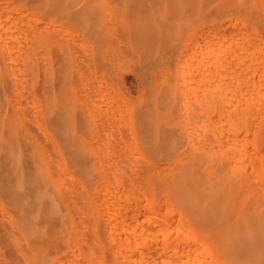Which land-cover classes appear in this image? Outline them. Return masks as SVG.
Segmentation results:
<instances>
[{"label": "bare ground", "instance_id": "obj_1", "mask_svg": "<svg viewBox=\"0 0 264 264\" xmlns=\"http://www.w3.org/2000/svg\"><path fill=\"white\" fill-rule=\"evenodd\" d=\"M1 1L3 2V0H1ZM5 1L6 0H4V3H3L4 5L10 4L9 2L7 3ZM31 1H32V4L34 5L35 9L33 10L32 14L28 15L27 17L31 16L30 19L33 21V23H32L33 25L31 24L30 19L25 17V13H26V15L29 13L22 11V12H24L23 20H26V24H27V22L28 23L30 22L29 24L32 25V32L28 31V33H27L28 35H30L32 33L31 49L33 47V52L30 53V59H32L34 57V59H36V62H37L36 65H38V63L40 62L39 65L41 64L42 71L46 72V70H47L49 72V70L52 69V68H49V66H48V63H49L48 62L49 61L48 55L50 54V49H52L51 48L52 45L49 43L51 41L59 40V38H61V37H59V36H61L60 34L58 36L59 32L67 33L66 31H63L62 29H60V27L65 28V25H63L62 23L60 24L59 22H56V21L50 19V16L52 14H54V12L64 11L67 8V6H65L64 3H62V0H31ZM92 1L94 3H96L97 9H101L105 13L108 10H111L110 12H113L114 10H116V13L118 11L121 13H125L126 11L132 12V11L136 10V12L140 13L138 10H144L146 7L154 9V8L161 6V13H167V16H168V12H170V13L173 12L175 17L180 18V17H183V15H194V14L198 13V11H201V12L206 11V16H208V17L213 16V20H214V21H211V23H208L205 27L208 30L206 36L209 37V39H207V41L210 40V38L215 39L217 37L216 36L214 38L212 36L213 35L212 33H214V35H215L216 34L215 32H218L217 35H219V33H221L219 31H222V33H223L226 31L225 29L230 26V24H228V23L226 24V22L224 20H222L223 18H221V15L223 14L222 6L217 5L215 9H212L209 7V4H211V0H92ZM2 2H0V4H2ZM98 2H101L103 4L98 5ZM139 4H142V6L138 7ZM173 4H175V8L172 7ZM4 5L3 6L0 5L1 6V10H0L1 15L4 14L3 13L5 11L4 8L6 7V9H7V7H9L7 5H5V6ZM73 6L75 7V5H73ZM11 7L16 8V7H14V4ZM17 8L19 9L18 6H17ZM83 8H85V6L81 4L80 8L76 7L75 9H73V11L70 12V14H68V15L64 14L63 18L64 17H72V16L77 15L79 12L78 10L80 9V13H79L80 16L86 15V19L80 21V23H84V22H86L88 15H90L89 13L95 9L83 10ZM11 10L12 9H8L7 11H5V14L6 15H7V13H9V14L12 13L13 15L17 14L18 16H16V15L15 16L18 17V19L19 18L22 19L21 15L18 14L17 9H15V10H17L16 11L17 13L15 12V14L13 12L14 9H13V11H11ZM171 10H173V11H171ZM223 10L225 11V9H223ZM156 14L157 13H155V15ZM6 15H4V16H6ZM11 15H8L7 17H9ZM112 16L113 15H111V17ZM236 16L234 18L235 22H230V20L227 21V22L231 23V26H230L231 28H229V29L231 31H235L232 33L233 36L239 32L241 34V36L243 35L241 37V38H243V37H245V35H246L245 33L247 31H243V29L237 27L236 24L238 23L237 22L238 17H236ZM140 17H142V16H140ZM0 18H1V16H0ZM254 18L257 19V17H254ZM1 19H0V22L3 20L6 22L5 19H7V18L4 17ZM11 19H8V20H11L12 25L15 24V26H14L15 28H13V26H11V24L8 25V23L2 22L3 24L8 25V26L5 25L6 28L4 27L5 29H2L3 25L1 26V24H0V28L2 30V35H3L4 30H7V32H9V30L11 29L9 27L11 26L12 29L9 32L11 34V36L8 33L9 37H12V36L14 37L15 35L18 36L17 34H19V36L15 37L18 39H12L14 41H12L10 39V41H8V42H11L13 44V46H14V44L19 45V43H21V42L23 44L24 43L23 41L20 40V42H19L20 35L22 36L27 31L21 29L23 34L19 31L17 32V30L20 29L19 27H21L18 24V22L21 23L22 21H20L21 19H19V21L17 20L18 21L17 22V21H13L15 19H13V18H11ZM109 19H112L111 21L114 20L113 17L109 18ZM94 20L95 19L93 17H91V18L89 17L88 22L90 23V25L85 29L86 33H89L91 30H95L96 24H95ZM260 20L259 19H258V21L255 20V21H257L256 22L257 26L255 25V27L252 28L253 31L251 30L250 33L256 34V32L260 28V26L264 25L261 23ZM115 21H117V20H115ZM109 23H110V21H109ZM232 23H236V24L232 25ZM239 23H240V21H239ZM29 24L25 25V23H24L23 25L22 24L21 25L27 26L26 27L27 30H30ZM241 24L242 23H240L238 25H241ZM16 25H19V26H16ZM179 25H181V23H179ZM109 26H110V24H109ZM16 27H18L19 29L18 28L16 29ZM201 27H199L200 29L198 28V31L201 30ZM7 28H9V30ZM255 28H258V29H255ZM13 29H15V30H13ZM260 29L264 31V29H262V28H260ZM223 30H225V31H223ZM12 31L17 32V34H14V32H13V34H14L13 35L11 33ZM24 31H25V33H24ZM7 32H5V34ZM153 32H155V31H153ZM193 32H191V33H193ZM200 32H195L194 35H197L196 33L200 34ZM228 32H230V31H228ZM69 33L70 32H68V34ZM230 33H228V36L231 37L232 34L230 35ZM261 33H263V32H261ZM72 35L76 36L77 34L74 33ZM146 35H148V34H146ZM203 35L205 36V30L202 31V34H200L198 36L199 38L197 36H195L194 38L190 35L189 36H190V39L191 38L194 39V40L192 39V41L196 42L194 44H197V42H199L200 39H201V41L206 40L203 38ZM69 36H71V35L69 34ZM94 36H95L94 37V39H95L97 36H96V34ZM149 36H147V37H149ZM223 36H224V34H223ZM6 37H5V39L8 40L9 38H6ZM246 37H247V35H246ZM246 37L244 39H246ZM250 37L248 39H250ZM26 38H27V35L25 34V37H24V39L22 38V40H25ZM116 38L117 39L115 40V42L117 40H119L117 42L123 41V40H121L122 38L121 39H119V37H116ZM195 38H197L199 40H197V39L195 40ZM217 38H218V39H216L217 41L212 40L213 43L209 42V41L208 42L207 41H204V42L200 41L201 44H199V43L197 44V46L199 45V47H202L200 45H203L206 42L210 43V45H207L208 47L205 46V48L208 49L207 54L211 52L212 55L208 54L209 56H206V54H205L206 51L201 50V49H200L199 53H204L203 55H205L206 57L211 58V59H212V56H214L213 59L209 63H211L215 68L218 67V65H217L218 63H216L217 62L216 59H218V60L222 59L221 58L222 56L220 58H216V56L219 55L216 52H217V50H220L218 47H216V45L218 46L217 42L219 41L220 43H223L224 38L226 41L225 36L223 39H222V36H221V38H219V37H217ZM70 39H71V37H70ZM74 39H75L74 40V44H75L76 39H79V35H78V38L76 36V38H74ZM81 39L87 41L83 36H82V38H80V41H82ZM113 39H115V38L113 37ZM162 39H163V37H162ZM238 39L240 40V38H238ZM238 39H236V40H238ZM248 39L245 41L248 42ZM15 40H18V42L15 43L16 42ZM29 40L25 41V43L23 44L24 46L22 44H20L21 46H19V47L23 46V47H26V49H29L28 53L30 51H32L29 47L25 46V44ZM65 40H66V38L64 39V41ZM253 40L255 42H253ZM1 41H3V40H0V42ZM161 41H163V40H161ZM192 41H190V42H192ZM249 41L250 42L246 43V42H243V39H242V42L245 44H243L240 40L241 44L239 42H237L239 44H236V46L230 44L231 42L230 43L228 42L229 44L226 46L228 49L231 48V51L233 53H236V55H237V53L239 52L238 49H240V47H242V45H246L245 47H247V48L250 45H252L249 48V49H251V47L253 48L251 50V52L254 53V51H256V53H258L257 49L254 50L256 48V46H258V45L255 46V44H257V43L262 44V45L264 44V38L259 36V35L257 37H255V36L252 37V40L250 39ZM256 41H257V43H256ZM8 42L7 43L4 41L1 42L0 47L2 45H5V44L7 47H9ZM58 42H60V40ZM124 42H122V44ZM2 43H5V44H2ZM85 43H86L87 47H90L89 45H87V42H85ZM169 43H170V38L167 37L166 40H164V42H163L164 47H166L165 45H168ZM28 44H30V41ZM80 44H81V42L78 41V45H80ZM82 44H84V42ZM262 45H259V46H261V48L263 49L264 47ZM75 46H77V45H75ZM226 46L224 48H226ZM2 47H4V46H2ZM7 47H5V48H7ZM164 47L162 48V51L165 50ZM203 47H204V45H203ZM39 48H41V49H39ZM209 48L211 50H209ZM227 48H226V50H228ZM19 49L20 48H18V51H16L17 50L16 49L15 52L19 53L21 51V50L19 51ZM38 49L40 50V52H35V51H38ZM81 49H83V48H81ZM120 49L122 50V48H120ZM236 49H237V52H235ZM262 49H260V50H262ZM8 50H10V49L9 48L6 50L4 49V51H5L4 53H7ZM72 50H73V48H72ZM137 50H138V48H137ZM222 50H225V49H222ZM245 50H246V48L244 49V51ZM2 51H3V49H2ZM88 51L85 52V50H84L85 54ZM201 51H203V52H201ZM26 52H27V50H26ZM95 52H96V50H95ZM98 52H100V51H98ZM105 52H107V51H105ZM181 52H183V54H184V51H181ZM212 52H214V53H212ZM222 52H224V51H222ZM225 52H224L225 55L230 54V53L226 54ZM251 52H250V54H251ZM163 53H165V52H163ZM195 53L197 54L198 52H196V51L193 52L194 56H195ZM233 53H231V54H233ZM242 53H240V55ZM256 53H254V54L256 55ZM259 53H260V51H259ZM263 53H264V51H263ZM8 54L9 55L7 56V58H10L11 52H8ZM20 54L21 53H19V55L17 54L18 57H20ZM213 54H215V55H213ZM23 55H21L23 58L25 56H26V58H29L28 57L29 54L26 55V53H25ZM31 55H33V56L31 57ZM89 55H87V56L89 57ZM122 55H125V54H122ZM220 55H222V53H220ZM258 55L259 54H257L255 56V59L259 58V57H257ZM11 56H13V54ZM54 56H56V55H53L52 57H54ZM185 56H186V54H185ZM246 56H247V54H246ZM251 56L250 55L248 56L249 60L254 58L253 56L252 57ZM0 57H2V56H0ZM5 57H6V55H5ZM18 57H17V60L19 61L21 58L18 59ZM121 57H123V56H121ZM171 57H173V56L171 55ZM243 57H240L241 61H242ZM7 58H6V61L8 62L7 64H9V62H11V61H13L15 64V61H16V64H15L16 68L17 69L22 68L20 70H22V71L24 70L23 75L26 73V71L31 72L30 71L31 70L30 65H29V70H25L26 66L20 67V65H18V67H19L18 68L17 67V64H18L17 60H12L13 59L12 57H11L12 59L7 60ZM23 58H22V60L25 62V64L23 63V61L21 62L22 64H24V65L30 64V62L27 63L29 60H26ZM89 58H91V57H89ZM163 58L167 59L165 57H163ZM214 58H216V59H214ZM223 58L226 59L227 57H223ZM236 58H238V57H236ZM260 58H262V57H260ZM260 58H259V61H260ZM193 59L194 58L192 57L191 60H193ZM203 59H206L205 60L206 62L208 61L207 58L203 57ZM263 59H264V57H263ZM89 60H88V62H90ZM191 60H189V61H191ZM213 60H216V61L214 62ZM230 60H232V59H230ZM76 61H79V60H76ZM183 61H185V60L183 59ZM198 61H197V63H198ZM200 61H202V60H200ZM220 61H222V60H220ZM243 61H244V59H243ZM1 62H3V61H1ZM4 62H5V58H4ZM85 62H87V61H85ZM148 62H150V61H148ZM248 62H250V61H248ZM185 63H186V64H184L185 67H183L182 65L176 66L177 67L176 70H178V74L179 75L181 74V76H180L181 81L180 82L182 83L183 86H187V85H189L195 81V83L197 82L198 85H196V86H198V87L194 88L193 92H189L190 89L188 87H187L188 91H186L184 89L182 90L183 86L181 85V87H180L179 81L177 84L176 80L169 75L167 68H162L160 70L158 69V72L155 75L154 86H157L160 84L161 86H163L165 88V91L162 92V94H160V91L156 90L155 88L150 90L149 99L151 102V106H150L149 110H147L148 107L146 109L141 107L140 111H138V117H137V118H139V123L144 126V127H142L141 131H142V138H143V141L146 143L145 146H146L147 150L154 152V154H155L154 156H157L156 154H158V153H156V152L162 151L163 157L168 156V157L172 158L173 162L175 161V163L172 165H170V164L153 165V164H151L152 162L151 163H150V161L147 162V160L145 158H143L146 161H144V163L141 164V167H144L145 165H147V168H148L149 165H153L152 171L148 170L147 172L143 173V172H141V168L139 169L140 166H138L137 169H136V167H137L136 166L132 170V168L134 167V166H132L133 164L132 163H130V164L126 163L128 158H132V156H130L132 154L129 155L128 154L129 152L127 149L124 148L125 151L127 150L128 153L123 151L124 149H121L122 150L121 156L125 155V154L126 155L128 154L127 156H130L128 158L123 157V158H126V161L123 158L121 159V156L119 154L120 151L116 152V153H118L117 154L118 157L120 156L119 158L116 157L117 160L120 159L119 162L121 160H122V162L125 161L124 167H126V169H124L122 167L123 164H122V166L120 164V167H122V169L126 170L127 172H128V170L130 171V169H131L130 172H132L131 174H130V172H128L129 175H127L126 178L124 179V181L127 179V182L126 181H125L126 183L124 182L126 185V186L125 185L124 186L126 187L127 190L122 191L123 193L127 192V195H129V197L127 199L128 200V206L127 205L124 206L126 204L125 202L127 201V200H125V202L123 203L124 207H121V208H123L125 210V207H126V210H127V207H129V210L127 211L128 213H127L126 217L124 215H122L121 212H120L121 214H118L117 212L119 210L117 211L116 209H115V213L113 212L114 214L109 215L107 217L103 216L104 214H107V213H104V210H107V208H106L107 205L112 204V202L107 204L105 201L106 206L104 208H106V209H103L104 214L102 216H103L104 220L106 218H108V219L103 221L104 222V231L101 234V237L97 234L96 230H94L97 227L98 220L92 219V217H93L92 207L94 205H93L92 201L89 199L85 184L80 180L77 181L75 177L63 172L64 170H62L61 162H59L60 165L58 163H56V165L58 164V166H59L58 169L60 168V171L62 173L57 172L55 170H48V171L46 170L45 171V170L41 169V166H38V168L34 167L32 159H25V160L19 162V157H21V154L19 152L14 156L7 155L6 158L1 159L0 176H2V179L0 180V204L2 205V202L5 201L7 203L8 209L4 208L3 206H0V264H151V260H152L151 258L155 259V258L162 257V256L166 257V255H167V258H171V259H173L172 257L176 256L175 258L177 260L176 261L174 258L173 260L170 261V263L167 261L168 264H227L228 259H230V258L232 260H234V258L236 259V250H235V248L237 247L236 239H237L238 234H239L238 233L239 226L242 223L246 226L247 229H249L248 233L252 237L254 236L253 238L251 237L252 240L250 241L249 244L246 245L245 250L248 249L250 251V253H252V255H253V253L256 252V256H258L259 258L261 257L260 260H264V253L262 252L263 250L261 249L262 247H264V230H262L264 227V102H263V100H258L259 96L257 94V92H260L261 90L260 91L257 90L256 93H253V91H252L253 94L249 93L250 94L249 97H251L250 99L253 100V101L251 100L252 102H250V103L247 102L245 105H241V103H239L241 99L239 101H237L238 103H235V102L230 103L227 101V99L230 98V96L228 95L229 97L227 98L225 96V94L227 92H223V91H224V89L228 90L229 89L228 87H231V86H227V88H224L226 85H225V83H223V85H225V86H223V88H219V86L221 85L220 81L223 78L225 79V76L227 74V73H225L226 72L225 68H220L222 71H219V68H218V70L216 69L215 71H213V70H210V68L212 66L211 67L207 66L206 67L207 69L210 67L208 69L209 74H207L206 68H203V69L201 68V71L205 70V69L206 70L200 74H197V75L196 74L193 75L191 73L193 76L191 75L190 80L188 82H185L183 80L185 79V72L188 70L186 68L189 65H191L190 62L187 63L185 61ZM201 63H203V62H201ZM215 63H216V65H214ZM230 63H232V62H230ZM242 63H240V64H242ZM260 63L262 64V61ZM4 64H6V63H4ZM57 64H55V65H57ZM80 64H81V62H80ZM103 64H105V63H103ZM219 64L221 65V62H219ZM237 64H238L237 66L239 67V63H237ZM250 64L253 65V60L251 63H249V65ZM257 64H259V63H257ZM9 65L11 66V64H9ZM9 65H6V66L9 67ZM49 65H50V63H49ZM60 65H61V63L58 64L57 67L58 66L60 67ZM88 65H89V63H88ZM47 66H48V68H47ZM86 66H87V64H86ZM90 66H91V62H90ZM107 66H108V64H107ZM196 66H198V65H196ZM14 67H13V69H14ZM192 67H194V69H196L195 66H192ZM198 67L200 68V66H198ZM214 67H212V68H214ZM233 67H234V69H232L231 71L237 72L238 67L236 68V64L233 65ZM247 67L248 66H246V68ZM9 68H7V69L10 72L13 71V70H10L11 68L10 69ZM199 68H198V70H196L197 72L198 71L200 72ZM263 68H264V65H263ZM17 69H16V71L18 73ZM62 70H63V68H62ZM108 70L109 69L107 68V71ZM250 70H252V69H250ZM257 70H259V69H257ZM152 71H153V69H152ZM191 71H193V68L191 69ZM14 72H15V70H14ZM14 72H13V74H14ZM48 72L44 73L45 77H46L45 74L50 75ZM235 72H233V74L231 73L230 76L231 75L233 76L235 74ZM246 72H247V70H246ZM34 73H36L35 68H34ZM59 73H60V70H59ZM238 73H239V71L237 72V75L239 76ZM262 73L264 74V71ZM13 74H11V75H13ZM89 74H90V72H89ZM39 75L41 76V73ZM84 75H86V74H84ZM207 75H211L210 76L211 78H207L209 80H206V81H208L207 83L210 82V85L207 84V87H205V85H202V83H204V84L206 83V81H205L206 77H204V76H207ZM16 76H11V78L12 77L16 78ZM20 76H21V74H20ZM27 76L30 77L31 75L30 74L24 75L23 80L21 78H19V76H17L19 78V79L17 78V80H19V82H20V80H22L23 84H24V81L27 80ZM222 76H223V78H222ZM261 76H263V75H261ZM25 77H26V79H25ZM89 77L92 78L91 76H89ZM14 78H12L13 81H14ZM31 78H32V76H31ZM215 78L217 81L212 82L213 85H211V81L214 80ZM230 78H232V77H230ZM260 78H257V79H260L257 81H261L263 84L264 79L262 80V77H260ZM86 79H87V77H86ZM57 80H59V79H57ZM57 80H55V81H57ZM99 80H102V78ZM235 80H238V79H235ZM29 81H30V79H29ZM102 81L104 82V80H102ZM242 81L243 80H241L239 82H242ZM6 82H10V81H6ZM222 82L223 81H221V83ZM252 82H253V80H252ZM13 83H15V82H13ZM25 83H27V81ZM45 83H47V82H45ZM216 83H218L219 86H217ZM226 83H228V81H226ZM255 83L256 82L254 81L253 84H255ZM28 84H30V82H28ZM108 84H111V86L109 85L108 88L113 87L112 86L113 84L110 83V81L108 82ZM215 84L217 87L215 86ZM15 85H16V83H15ZM15 85L13 84L14 87H16ZM100 85H102V83ZM105 85H103L102 88ZM227 85H229V84H227ZM230 85H231V83H230ZM257 85L258 84H256V86ZM50 86H51V84H50ZM201 86H203V88H201ZM210 86H212V88ZM261 86L262 85L260 83L259 88ZM97 87H99V86L97 85ZM193 87H194V85H193ZM233 87H235V86H232V88ZM237 87H239V86H237ZM253 87L255 88V85H253ZM254 88H253V90H254ZM263 88H264V84H263ZM16 89H17V87H16ZM23 89H17V90H23ZM106 89H107V87H106ZM217 89L219 91L223 89L222 92L224 94H222V96H219L218 100L220 102L221 98H223L224 102H221V103H222L224 110H223V112H220L221 115H219V117L216 116V117H218V120L216 117H215L216 118V120H215V119H212L211 117H209V115L206 117L204 115V112L207 109H209V112H210V110L212 109V108H210V106H209V108H207L206 106L208 105V102H209L208 100H213L214 98H216L219 95V93H214L215 95L217 94L216 96L214 94H212V91L214 92ZM237 89L238 88H236V90ZM45 90H48V89L46 88ZM198 90H199V92H198ZM24 91H26V89H24L23 91H20V92H22V94H23ZM17 92H16V95L18 94ZM35 93H36V91H35ZM79 93H81V92H79ZM89 93H90V91H89ZM105 93H106V91H105ZM231 93H232V95L234 93V92H232V89H231ZM27 94H26V96L30 97V94L29 93H27ZM40 94H41V92H40V90H38L36 93L35 100L33 98L30 100L34 105H35V103H37V105H38L37 97L40 98ZM90 94L93 95V93H90ZM102 94H104V92H102ZM110 94H111V92H110ZM245 94H246V92H245ZM0 95H2L1 92H0ZM45 95H47V93ZM87 95H88V92H87ZM236 95L237 94H234L233 99L235 98ZM259 95H261V94H259ZM33 96H35V94ZM90 96H89V100L92 99V98H90ZM81 97L82 96H80V98ZM102 97H104V95ZM102 97L98 96L97 98L101 99ZM2 98H3V96H2ZM105 98H107V97H105ZM113 98L114 97H112V99ZM161 98H164V101L166 100L165 105H166L167 110H168L166 112L160 111V104L158 103V100ZM21 99H20V101L18 100L20 102V104L23 103V101L21 102ZM23 99H25V98H23ZM108 99L112 100L111 98H108ZM9 100H11V99H9ZM93 100H94V98L92 99V101ZM124 100L125 99H123L122 101H124ZM231 100H232V96H231ZM243 100H245V99H243ZM41 101H42V99H41ZM92 101L90 100L89 102L92 103ZM25 102H28V101L26 100ZM81 102H83V101H81ZM216 102L217 101L215 100V103ZM123 103H127V102L124 101ZM130 103H129L128 108L126 107L127 109H129V107L131 105ZM23 104H22L23 106H26L25 103H23ZM92 104H94V103H92ZM120 104H121V102L118 104L117 108H121ZM34 105H32V107L38 109L37 107H35L37 105H35V106ZM85 105H86V103H85ZM111 105L112 104H110L109 106H111ZM23 106H20V107H23ZM98 106H99V104H98ZM250 106H251V108H250ZM16 107H18V105ZM16 107H14V109H16ZM131 107H133V106H131ZM93 108H95V106H93ZM111 108H114V107H111ZM91 109L92 108H90V111H91ZM219 109H221V108H219ZM251 109L252 110L254 109L253 110L254 114L251 113V111H250ZM24 110H26V108L23 109L22 111L24 112ZM118 110H119V112L122 113V111L124 109L123 110L117 109V113H118ZM129 110H127V111L129 112ZM213 110H211V113ZM102 111H104V110H102ZM110 112H112L111 117L113 116V121L111 118L108 119L109 117L107 118L106 117L107 115H106L105 119L107 118L106 119L107 121L110 120L109 122H111V123L113 122L115 124L118 121V119L120 120V122L124 120L123 118H122L123 120L120 119V117L122 115H119V118H117V116H116V118L114 117L113 112H116V110H114V111L112 110ZM58 113L60 114L61 112H58ZM174 113H175V115H174ZM211 113H210V115H211ZM104 114L105 113H103V115ZM25 115H28V114L25 113ZM123 115H124V113H123ZM40 116H42V115H40ZM32 117L34 119H36L35 114ZM60 117H61V115H60ZM128 117H130V116H128ZM33 118L30 117V119H33ZM39 118H41V117H39ZM55 118H56V116H55ZM99 118H100V116H99ZM116 119H117V121L114 122V120H116ZM40 120H42V119H40ZM56 120H57V118H56ZM131 120H133V119L131 118ZM13 121H14V119H13ZM124 121L126 122V124H129L127 119H125ZM136 121H137V119H136ZM160 121H163L164 123L168 122L171 124H175L177 126L176 130H179L180 132L178 131L176 136H174L173 134L175 133L174 132L175 128L173 129V128L169 127L167 129H165L167 127L166 126L164 128L165 129L164 130L160 126L161 125ZM51 122H53V121H51ZM114 124L110 125L112 127V128L110 127L111 128L110 131L112 132V130H113V132H117L119 130L115 134V135H117L121 132L120 130H122V129H118V130L116 129V131H115V129H113L114 128L113 126H115ZM119 124H118V126H119V128H121L123 125L120 126ZM121 124H123V123H121ZM168 126H169V124H168ZM57 127H59V126L58 125L55 126V128H57ZM35 128H37V127H35ZM12 129H14V128L11 127L9 129V132H13ZM39 129H42V128H39ZM110 131H106V132H110ZM23 132H25V134H24L25 137L22 138V140H23L22 145L24 146L25 144H27V146H29L30 143L32 144L34 137H35L33 126H30L27 129H23ZM113 132H112V134H113ZM64 133H66V132H64ZM10 134L12 136V133H10ZM130 134H132V133L130 132ZM122 135H123V133H122ZM122 135L120 137H118V140L116 139L119 143H121L124 140V139H121V137H124ZM44 136H45V133H44ZM66 136H67V134L65 135V137ZM96 136L97 135H95V137ZM110 136L108 135V137H110ZM130 136L131 135H129V138H130ZM111 138H109V140H112ZM129 138H127V139H129ZM44 139H45V137H44ZM119 139L121 141H119ZM131 139H133L132 136H131ZM94 140H93V142H94ZM109 140H106V141H109ZM133 140H131V141H133ZM8 141H9V139H8ZM115 141L112 142L113 145H114ZM127 141H128V145L132 144V142H130V140H127ZM97 142L99 143L100 141H97ZM97 142L95 145H99V144H97ZM125 142L126 141H123L120 145H122ZM1 143H2L3 147L6 145V141H4L3 139L1 140ZM55 143H57V142H55ZM109 143H111V142H109ZM43 144H45V143H43ZM58 144H60V143H58ZM125 144L123 145L124 147L126 146ZM183 144H185L186 150H182ZM21 146H19V148ZM100 146H101V143H100ZM133 146H132V148H133ZM42 147L43 146H41V148ZM45 147L43 148V150H45ZM55 147L56 146H54V148ZM99 147L97 146V148H99ZM106 147H109V146H106ZM117 147H119V145ZM129 147H131V146H129ZM54 148H50V149H52L53 151L54 150L56 151V149H54ZM92 148H94V145ZM100 148L98 149V151L101 150ZM50 149L48 151H50ZM66 149L67 148H65V150ZM106 150L107 149H105V152H106ZM55 151L52 152L50 155L51 156L53 154L55 155ZM105 152H102V155ZM107 152H109V151L107 150ZM123 152H125V153H123ZM134 152H136V151H134ZM23 154H24V152H23ZM46 154L48 155L49 152H46ZM46 154H45V156H47ZM56 154L58 155V153H56ZM136 154L138 156L137 152H136ZM110 156H111V154H110ZM139 156H141V155H139ZM160 156H161V154H160ZM27 157H28V155L26 156V158ZM48 157H47V160H49V162H51L52 160H54V162H55L57 160L58 156L57 157L53 156L54 158L52 157L53 158L52 160L50 159L49 155H48ZM190 157H191V159H189ZM96 158H97V156H96ZM155 158H157V157H155ZM59 160H61V158ZM117 160L116 161L114 160L116 162L115 163L116 167L114 166L116 170H118L120 168V167L118 168L119 162L117 165ZM135 160L136 159H134V161ZM177 160L179 162L178 164H177ZM161 161H163V160H161ZM128 162H130V161L128 160ZM141 162H143V161H141ZM190 163H191V165H189ZM206 163H207V165L205 166V168L200 169ZM231 163H232V165H231ZM52 164H55V163L52 162ZM223 164H227V165L230 164L233 169L237 166L235 168V170L237 169L236 171H238V176L235 173L236 171L235 172L230 171V170H232V168H227L228 170L230 169L229 170L230 172L225 170L223 168ZM100 165H101V163H100ZM126 165H128V167H130V168L128 169V167ZM136 165H137V163H136ZM77 166H79V165L77 164ZM189 166H191V167H189ZM75 167H76V165H75ZM110 167H111V165H110ZM107 168H108V166H107ZM115 169L111 170V171H113L111 173L114 174V172H116ZM144 169H145V167H144ZM36 170H37V174L34 175L35 174L34 172H36ZM101 170H102V168H101ZM19 171L24 172L23 173L24 179L21 180L20 182L14 180V177L16 176V174ZM87 171H88V169H87ZM134 171H138V172H134ZM118 172H116L115 174L118 175L117 174ZM105 173L103 175H107L108 173L111 175L110 172H108L106 174ZM120 173L122 174V172H120ZM87 174H88V172H87ZM81 175H82V173H81ZM116 175H115V177H116ZM84 176H87V175L84 174ZM109 176H106V177H109ZM123 176L125 177V175H123ZM111 177H112V175L109 178L111 180H113ZM31 178H33V179H31ZM109 178L105 179V181L107 180V182H108ZM113 178H114V176H113ZM120 178H121V176L119 177V179ZM87 179H91V177L88 176ZM102 179H103V177H102ZM119 179L116 180V178H115L114 181H112V182H115V180H116L117 183L115 182L114 185L124 184L123 182L119 183V181H120ZM99 181H101V179H99ZM110 183L111 182H109V184ZM90 184H91V181H90ZM99 187H101V186H99ZM99 187H97V188L100 189ZM106 187L103 188V194L105 193L104 191L107 189ZM111 189H112V187H111ZM115 189L116 188H114V190ZM101 190H102V188H101ZM101 190L99 192H101ZM116 191H118V188L116 189ZM107 192H108V190H107ZM112 192H110V193H112ZM120 192L121 191H119V193ZM122 192L120 194V197L123 194ZM109 194L106 195V197L111 196ZM103 198L104 197L101 198L102 201H103ZM108 198H106L105 200H107ZM113 198H115L114 200L119 199V198L114 197V196H113ZM109 199H108V201H111V199L110 200ZM123 199H125V197ZM96 202H99V200L98 201L96 200ZM101 202H99L98 209H100V208L102 209L103 206L105 205V203L103 202L104 205L100 207ZM115 202H120V201H114L113 204H115ZM91 204L93 205L92 207H91ZM113 204H112V206L118 207V206H115L116 204L115 205H113ZM121 204H122V202H121ZM239 206L243 207L242 208L243 211L239 208ZM101 209H100V211H101ZM112 210H114V209H112ZM107 212L110 214L112 213V212H109L108 210H107ZM115 214L119 215V216H117V218L120 216H123L124 219L122 217H120V219L122 218L121 220H124V221H121V220L116 221V220H114V219H116L115 217H114V219L113 218L111 219L110 216L113 217ZM16 223L21 225L22 230H20L16 226ZM118 225H120V226L118 227ZM195 225L196 226L199 225L198 227L200 229V232H206L207 234L213 235L214 238L216 239L215 243L211 244L210 241H206L202 238H197L195 236L194 232L192 231V228H193L192 226H195ZM259 226H261V228H259ZM123 229L125 231L124 234L122 233ZM117 231L122 233L124 236L121 234L123 237H120V233ZM100 232H102V230ZM116 233L117 234L119 233L118 236ZM179 233H181L180 236H178ZM182 235H184V237H185L184 239L179 240V241H181V240L183 241V243L181 241L182 245L183 244L185 245L187 238L192 239V241L195 244V245L193 244L194 246L190 245L189 247L186 248V249H188L187 250L188 254L186 255L187 258H186L185 262L183 260L179 259L180 256L178 257V255L180 253L183 254L181 251H179L180 253L178 254V250H179L178 244L180 242H178V244H176L178 241L177 239H179ZM115 236L117 237V239H120L118 242V247H115V248H117V250L116 249L113 250V246H112L113 243L112 244L110 243L112 246V248L110 246L111 251H106L105 242L106 241H113ZM188 245L186 243V246H188ZM184 248L182 249V251L184 250ZM193 248L196 250V252L194 250L193 253L200 255V257L195 258V254L192 256V258L190 257L191 256L190 250H193ZM217 255H220L221 259H217L216 258ZM163 263H165V261Z\"/></svg>", "mask_w": 264, "mask_h": 264}, {"label": "rangeland", "instance_id": "obj_2", "mask_svg": "<svg viewBox=\"0 0 264 264\" xmlns=\"http://www.w3.org/2000/svg\"><path fill=\"white\" fill-rule=\"evenodd\" d=\"M12 1V2H11ZM20 1V2H19ZM23 1V2H22ZM0 2H2L1 0H0ZM5 2H9L10 4H5V5H7V6H9V7H7V9H6V7L4 8V10L5 11H7L8 9H12L11 11H13V9H14V14H15V12L18 10V14H20L21 15V17H22V19L21 18H19V19H21L20 21H22L21 23H19L18 21H19V19H18V17H16V16H18L17 14H15V15H13L12 13H7V15L5 14V11L3 12L4 14H0V16H1V18H4V17H6L7 19H5L6 20V22L3 20V21H1L0 22V24H1V26L3 25V27H2V29H5L6 28V26H8L9 24H11V26H13V28H15L14 26H15V24L14 25H12V22H11V18H13V19H15V20H13V21H17L18 22V24L21 26V27H16V29L18 28L19 30H17V32L19 31V32H21L22 33V30H25V31H27L26 33H25V31H24V33L27 35V38L25 39V40H22V38L24 39V37H25V34H23L22 36L20 35V39H19V42H20V40L21 41H23L24 43H25V41L26 40H29L30 41V44H28L29 43V41H27V43L25 44V46H27V47H29L30 49H31V45H32V42H31V39H32V33L30 34V35H28L27 33H28V31L29 32H32V23H33V21L30 19L31 18V16L30 17H27L28 15H31L32 14V12H33V10L35 9V7H34V5L32 4V1L31 0H6ZM237 2V3H236ZM4 0H3V2H2V4H0L1 6H3L4 4ZM28 3V4H27ZM62 3H64V5L65 6H67V8L64 10V11H57V12H54V14H52L51 16H50V19H52V20H54V21H56V22H59L60 24L62 23L63 25H65V28H61L60 26V29H62L63 31H66L67 33H64V32H59L58 33V36H59V34L61 35V36H59V37H61V38H59V40H60V42H58L59 40H54V41H51L49 44H51L52 46H51V48L52 49H50V54L48 55V58H49V63H50V65H49V63H48V66H49V68H52V69H50L49 70V72L46 70V72H48L50 75H47V74H45L46 75V77L44 76V73H46V72H43L42 71V66H41V64L39 65V63H38V65H36L37 64V62H36V59H34V57L32 58V59H30V53H32L33 52V47H32V51H30L29 53H28V50L29 49H26V47H23L24 45V43L22 44V42L21 43H19V45L18 44H14V46H13V44L11 43V42H8V41H10V39L12 40V39H18V38H15V37H18L19 36V34H17V32H15V31H12L11 33L13 34V32H14V34H17L18 36H12V37H9V32L11 31V29H12V27L10 26L9 28H11L10 30H9V28H7L8 30H9V32H7V30H4V32H3V35H2V30H1V28H0V40H3L4 42H8V46L9 47H7L6 46V44L5 43H2V44H5V45H2V46H4V47H0V56H2V57H0V92L2 93V95H0V162H1V159H3V158H6V156L7 155H10V156H14V155H16L18 152L21 154V157H19V162L20 161H23V160H25V159H32L33 160V165H34V167H37L38 168V166H41V169H43V170H55V171H57V172H61L60 171V168L58 169V164L60 165V163L59 162H61V167H62V170H64L63 172H65L66 174H69V175H71V176H73V177H75L76 178V180L78 181V180H80V181H82L84 184H85V187H86V191H87V194H88V196H89V199L92 201V203H93V205L91 204V207H92V214H93V217H92V219H97L98 220V224H97V227L94 229V230H96V232H97V234L101 237V234L103 233V231H104V222L103 221H105V220H107L108 218H106L105 220L103 219V216H109V215H112V214H114L115 213V209L118 211H116L118 214H121L122 213V215H124L125 217H126V215H127V211L129 210V207H127V210H126V207H125V210L123 209V208H121V207H124V206H128V197H129V195H127V192L126 193H123L122 191L124 190V191H126L127 189H126V185H125V183L127 182V179L124 181V179L126 178V176L127 175H129L128 174V172H130L131 171V169H130V171L128 170L130 167H128V165L130 164V163H132L131 165L132 166H134L133 168H132V170L136 167V169L138 168V166H140L139 167V169L141 168V172H147L148 170H151L152 171V169H153V165H157V164H170V165H172V164H174L175 163V161L173 162V159L172 158H170V157H168V156H166V157H163L162 155H163V153H162V151L161 152H156V153H158V154H156L157 156H154L155 154H154V152H151V151H149V150H147V148H146V143L143 141V138H142V127H144L143 125H141L140 123H139V118H137L138 117V111H140V109H141V107L142 108H147V110H149V108H150V106H151V102H150V99H149V93H150V90H152V89H156V90H158V91H160V94H162V92H164L165 91V88L163 87V86H161L160 84L159 85H157V86H154V84H155V75H156V73L158 72V69L160 70V69H162V68H167L168 69V72H169V75L172 77V78H174L175 80H176V82H177V84H178V81L180 82L181 80H180V76H181V74L179 75L178 74V70H176L177 69V67L176 66H178V65H182L183 67H185V65L184 64H186L185 63V61L187 62V63H189L190 62V64L191 65H189L186 69H188L186 72H185V79L183 80V81H185V82H188L189 80H190V78H191V75L193 74V75H197V74H200V73H202L203 71H205L207 68V66H212V67H214L211 63H209L212 59H213V57L214 56H212V59L211 58H208V57H206V56H209L208 54H211V52L210 53H208L207 54V48H205V46L206 47H208L207 45H210V43H207L208 41L209 42H212V40L213 41H215L216 39H218L217 37H219V38H221V36H222V39L224 38V36L226 37V41H225V38L223 39L224 41H223V43L225 44H223V43H220L219 41L217 42V44H218V46L216 45V47H218L220 50H217V52L216 53H218L217 55L218 56H216V58H220L221 56V58L222 59H216V58H214V59H216L217 60V62L216 63H218L217 65H218V67H214V68H210V70H213V71H215L216 69L218 70V68H219V71H222L220 68H225V73H227L226 74V76H225V79L223 78V76H222V80L221 81H223L222 83H221V81H220V84L222 85H220L219 86V84L218 83H216L217 84V86H219V88H223V86H225L224 88H227V86H231V87H228L229 89L227 90V89H224V91L223 92H227L226 94H225V96L228 98L229 96H230V98H228L227 99V101L228 102H232V103H238L237 101H239L240 99V102L239 103H241V105H245L247 102H252L253 100L252 99H250L251 97H249L250 96V94L252 93V91H253V93H256L257 92V90H261L260 92H257V94H258V96H259V99L258 100H263V102H264V88H263V84H262V82L261 81H257V80H260L261 78L260 77H262V80L264 79V74L262 73L263 71H264V68H263V65H264V59H263V57H264V53H263V51H264V48L262 49L261 48V46H259V45H262V44H258L257 43V41H256V43L257 44H255V46L256 45H258V46H256V48L254 49V50H256L257 49V52L258 53H256V51H254V53H256V55L257 54H259L257 57H262V58H260V61H259V58H256L255 59V54L253 53V52H251V50L253 49L252 47H251V49H249L250 48V46H252V45H250L248 48L247 47H245L246 45H242V47H240V49H238V51L240 52V53H242L243 51H244V49L246 48V50L240 55V53L238 52L237 53V55H236V53H233L232 51H231V48H227V46L226 45H228L230 42V44H232V45H234V46H236V44H241V42H242V39H243V42H246V43H248V42H250L249 40L251 39L252 40V37H257L258 35L259 36H261V37H263L264 38V31L263 30H261L260 28H262V29H264V25H261L260 26V28L258 29V28H255V29H258L257 30V32H256V34L255 33H250L251 32V30L253 31V27H255V25L257 26V21H258V19L261 21V23L262 24H264V0H211V4H209V7L210 8H212V9H215L216 8V6L217 5H220V6H222V8L223 9H225V11L222 9V11H223V14L221 15V18H223L222 20H224L225 22H226V24L228 23V24H230V26H231V23H229V22H227V21H229L230 20V22H235L234 20V18H235V16L236 17H238V20H237V24L236 23H232V25H237V27H239V28H241V29H243V31H247L245 34L247 35V37H246V35H245V37H246V39H244L245 37H243V38H241L242 36H241V34L238 32V33H236L234 36H233V32H235V31H231L229 28H231L230 26L229 27H227L225 30L227 31H225V30H223V31H225V32H223L222 33V31H219V32H221V33H219V35H217L218 34V32H215L216 34L214 35V33H212L213 35V37L215 38L216 36V38L215 39H213V38H210V40H208L207 41V39H209V37H207L206 36V34H207V29L205 28L206 27V25L208 24V23H211V21H214L213 20V16H206V11H204V12H201V11H198V13H196V14H194V15H183V17H180V18H178V17H175V15L173 14V12H168V16H167V13H161V6H159V7H157V8H154V9H152V8H145L144 10H138L140 13H138V12H136V10H134V11H132V12H125V13H121V12H117L116 13V10H114L113 12H110L111 10H108L106 13L104 12V11H102L101 9H97V7H96V3H94L92 0H62ZM13 4H14V7H16V8H13V7H11V6H13ZM81 4L82 5H84L85 6V8H83V10H91V9H95V10H92V12H90L89 14L90 15H88V18H87V20H86V22H84V23H80V21H82V20H85L86 19V15L85 16H80V9L78 10L79 12H78V14L77 15H75V16H72V17H64L63 18V15L64 14H70V12L71 11H73V9H75L76 7L78 8H80V6H81ZM93 4V5H92ZM103 3H101V2H98V5H102ZM4 5V6H5ZM73 5H75V7L73 6ZM236 5V6H235ZM1 6H0V10H1ZM17 6L19 7V9L17 8ZM93 6V7H92ZM142 6V4H139L138 5V7H141ZM74 7V8H73ZM172 7H174L175 8V4H173V6ZM3 8V7H2ZM15 9H17V10H15ZM21 10V11H20ZM97 10V11H96ZM243 10V11H242ZM22 11H24V12H28L29 14H27L26 15V13H25V17L26 18H29L30 19V21H31V24L32 25H30L28 22H27V24H29L30 25V27H29V29L31 30H27V26H22L24 23H25V25H27L26 24V20H23V16H24V12H22ZM171 11H173V10H171ZM227 11V12H226ZM256 11V12H255ZM10 12V11H9ZM22 12V13H21ZM100 12V13H99ZM253 12V13H252ZM258 12V13H257ZM17 13V12H16ZM155 13H157L156 15H155ZM260 13V14H259ZM12 14V15H11ZM108 14V15H107ZM259 14V15H258ZM4 15H6V16H4ZM8 15H11V16H9V17H7ZM111 15H113L112 17H113V21H111L112 19H109V18H112L111 17ZM142 16V17H140V16ZM254 15V16H253ZM4 16V17H3ZM109 16V17H108ZM260 16V17H259ZM24 17V18H25ZM81 17V18H80ZM89 17L91 18V17H93L95 20H94V22H95V24H96V26H95V30H91L89 33H86V31H85V29L90 25V23L88 22L89 21ZM248 17V18H247ZM254 17H257V19L256 18H254ZM0 18V19H1ZM25 18V19H26ZM75 18V19H74ZM108 18V19H107ZM247 18V19H246ZM251 18V19H250ZM8 19H11V20H8ZM254 21H253V20ZM2 20V19H1ZM74 20V21H73ZM115 20H117V21H115ZM164 20V21H163ZM232 20V21H231ZM248 20V21H247ZM255 20H257V21H255ZM11 23H10V22ZM109 21H110V23H109ZM239 21H240V23H242L241 25H238V24H240L239 23ZM8 23V25L7 24H3V23ZM207 22V23H206ZM253 22V23H252ZM168 23V24H167ZM179 23H181V25H179ZM17 24V23H16ZM22 24V25H21ZM71 24V25H70ZM109 24H110V26H109ZM112 24V25H111ZM6 25V26H5ZM19 25H16V26H19ZM147 25V26H146ZM165 25V26H164ZM260 25V24H259ZM202 26V27H201ZM5 27V28H4ZM23 27V28H22ZM25 27V28H24ZM82 27V28H81ZM182 27V28H181ZM199 27H201V30H199L198 31V28ZM22 29V30H21ZM196 29V30H195ZM200 29V28H199ZM205 30V36L203 35V38L204 39H206V40H204V41H207L205 44H203L204 45V47H203V45H200V46H202V47H199V45L197 46V44L199 43V44H201V42H204V41H201V39H200V41L199 42H197V44H194V43H196L195 41H192V39L195 37V36H199L200 34H202V31H204ZM229 29V30H228ZM13 30H15V29H13ZM21 30V31H20ZM69 30V31H68ZM152 30V31H151ZM260 30V31H259ZM146 31V32H145ZM153 31H155V32H153ZM194 31V32H193ZM201 31V32H200ZM228 31H230V32H228ZM242 31V32H243ZM5 32H7L6 34H5ZM68 32H70L69 34L71 35V36H69V34H68ZM116 32V33H115ZM144 34H143V33ZM152 32V33H151ZM191 32H193V33H191ZM195 32H200V34H198V33H196L197 35H194V33ZM255 32V31H254ZM261 32H263V33H261ZM9 33V34H8ZM77 34L76 36H77V38H78V35H79V39H76V41H75V44H74V38H76V36H73L72 34ZM84 33V34H83ZM228 33H230V35H231V37L230 36H228ZM248 33V34H247ZM13 34V35H14ZM96 34V38L94 39V35ZM146 34H148V35H146ZM221 34V35H220ZM223 34H224V36H223ZM251 34V35H250ZM65 35V36H64ZM150 35V36H149ZM192 36L193 38H191L190 39V36ZM239 35V36H238ZM254 35V36H253ZM6 38H9L8 40H6L5 39V37ZM10 36H11V34H10ZM31 38H30V37ZM82 36L87 40V41H85V40H82V41H80V38H82ZM121 36V37H120ZM123 36V37H122ZM129 38H128V37ZM147 36H149V37H147ZM211 36V37H212ZM251 36V37H250ZM29 37V38H28ZM70 37H71V39H70ZM91 37V38H90ZM113 37L115 38V39H113ZM116 37H119V39H121V40H123V41H121V42H117V41H119V40H117L116 42H115V40L117 39ZM146 37V38H145ZM162 37H163V39H162ZM167 37H169L170 38V43L168 44V45H165L166 47H164V45H163V42H164V40H166V38ZM236 37V38H235ZM250 37V39H248ZM66 38V40L64 41V39ZM165 38V39H164ZM199 38V37H198ZM231 38V39H230ZM234 38V39H233ZM238 38H240V40H241V42H240V40L238 39ZM5 39V40H4ZM62 39V40H61ZM73 39V40H72ZM110 41H109V40ZM190 39V40H189ZM197 38H195V40H196ZM236 39H238V40H236ZM248 39V42L247 41H245V40H247ZM255 39V38H254ZM72 40V41H71ZM79 42H81V46L80 45H78V41ZM161 40H163V41H161ZM194 40V39H193ZM197 40H199V39H197ZM220 40V39H219ZM3 41H1V42H3ZM12 41H14V40H12ZM16 42L15 43H17L18 42V40H15ZM62 41V42H61ZM126 43H125V42ZM156 41V42H155ZM161 41V42H160ZM190 41H192V42H190ZM217 41V40H216ZM222 41V40H221ZM0 42V43H1ZM77 42V43H76ZM84 42V44H82ZM85 42H87V45H89L90 47H87L86 46V43ZM89 42V43H88ZM122 42H124L123 44H122ZM229 42V43H228ZM237 42H239V43H237ZM242 42V43H243ZM253 42H255L254 40H253ZM107 43V44H106ZM119 43V44H118ZM121 43V44H120ZM174 43V44H173ZM213 43V42H212ZM20 44H22L23 46L22 47H19V46H21ZM64 44V45H63ZM224 46H223V45ZM243 44H245V43H243ZM75 45H77V46H75ZM83 45V46H82ZM85 45V46H84ZM118 45V46H117ZM133 45V46H132ZM142 47H141V46ZM150 45V46H149ZM170 45V46H169ZM174 45V46H173ZM221 47H220V46ZM61 46V47H60ZM81 48H83V49H81ZM120 46V47H119ZM223 46V47H222ZM226 46V48L228 49V50H226V48H224ZM245 48H244V47ZM263 47H264V44L262 45ZM5 47H7V48H5ZM64 47V48H63ZM135 47V48H134ZM165 48V50L164 51H162V48ZM194 47V48H193ZM10 49V50H8V52H11V54H10V58H7V56L9 55L8 54V52L7 53H4L5 51H4V49L6 50V49ZM18 48H20L19 49V53H21L20 54V57H18V55H19V53L18 52H15V50L16 51H18ZM72 48H73V50H72ZM75 48V49H74ZM91 48V49H90ZM120 48H122V50L120 49ZM137 48H138V50H137ZM143 48V49H142ZM212 48V47H211ZM225 49V50H222V49ZM2 49H3V51H2ZM39 49H41V48H39ZM38 49V51H35V52H40V50ZM61 49V50H60ZM142 51H140V50ZM183 49V50H182ZM200 49L201 50H205L206 51V56L205 55H203L204 53H199L200 52ZM242 49V50H241ZM260 49H262V50H260ZM26 50H27V52H26ZM37 50V49H36ZM82 50V51H81ZM84 50H85V52L86 51H88L86 54L87 55H89V57H91V58H89L86 54H85V52H84ZM95 50H96V52H95ZM113 50V51H112ZM148 50V51H147ZM193 50V51H192ZM209 50H211L210 48H209ZM226 51L225 53L227 54V53H230V54H227V55H225L224 54V52H222V51ZM233 50V49H232ZM2 51V52H1ZM62 51V52H61ZM98 51H100V52H98ZM105 51H107V52H105ZM110 51V52H109ZM146 51V52H145ZM150 51V52H149ZM181 51H184V54H183V52H181ZM198 52L197 54L195 53V56H194V54H193V52ZM204 51V52H205ZM221 51V52H220ZM230 51V52H229ZM259 51H260V53H259ZM262 51V52H261ZM15 52V53H14ZM26 53V55L27 54H29L28 55V57L29 58H26V56L23 58L21 55H23V54H25ZM79 52V53H78ZM141 52V53H140ZM163 52H165V53H163ZM181 52V53H180ZM187 52V53H186ZM191 52V53H190ZM201 52H203V51H201ZM235 52H237V49L235 50ZM247 52V53H246ZM249 52V53H248ZM250 52H251V54H250ZM78 53V54H77ZM117 53V54H116ZM212 53H214V52H212ZM215 53V54H216ZM220 53H222V55H220ZM231 53H233V54H231ZM262 53V54H261ZM13 54V56H11ZM18 54V55H17ZM77 54V55H76ZM122 54H125V55H122ZM179 54V55H178ZM185 54H186V56H185ZM200 54V55H199ZM215 54H213V55H215ZM235 54V55H234ZM244 54V55H243ZM246 54H247V56H246ZM251 56H253L254 58H252V59H250L249 60V58H248V56L249 55ZM5 55H6V57H5ZM17 55V56H16ZM53 55H56V56H54V57H52ZM123 56V57H121V56ZM171 55L173 56V57H171ZM178 55V56H177ZM212 55V54H211ZM224 55V56H223ZM231 55V56H230ZM233 55V56H232ZM24 56V55H23ZM33 55H31V57H32ZM76 56V57H75ZM80 56V57H79ZM182 56V57H181ZM194 58L193 60H191V58L192 57ZM238 57V58H236V57ZM245 58H244V57ZM251 56V57H252ZM13 59H12V58ZM17 57H18V59H20L19 61L17 60ZM75 57V58H74ZM98 57V58H97ZM127 57V58H126ZM163 57H165V58H167V59H164ZM201 57V58H200ZM203 57L204 58H207V62L205 61L206 59H203ZM223 57H227L226 59L225 58H223ZM240 57H243V59H244V61H243V59H242V61H241V59H240ZM250 57V58H251ZM4 58H5V62H4ZM6 58H7V60H10V59H12V60H17L18 61V64H17V67H18V65H20V67H25L24 69L25 70H29V65H30V71L32 72H28V71H26V73L24 74V75H26V74H30L31 76H32V78H31V76L30 77H28L27 76V83H25L26 81H24V84H23V71L22 70H20V69H22V68H20V69H17L16 68V61H15V64H14V62L13 61H11V62H9V64H11V66L9 65V64H7L8 62L6 61ZM22 58L23 59H26V60H29L27 63H29L30 62V64H27V65H24L25 64V62L22 60ZM57 58V59H56ZM84 58V59H83ZM90 60H89V59ZM93 58V59H92ZM121 58V59H120ZM170 58V59H169ZM182 58V59H181ZM229 58V59H228ZM86 59V60H85ZM91 62V66H90V62H88V60ZM98 59V60H97ZM183 59L185 60V61H183ZM224 59V60H223ZM230 59H232V60H230ZM234 59V60H233ZM246 59V60H245ZM248 59V60H247ZM35 60V61H34ZM76 60H79L80 62H81V64H80V62L79 61H76ZM182 60V61H181ZM189 60H191V61H189ZM196 60V61H195ZM199 60V61H198ZM200 60H202V61H200ZM216 60H213L214 62L216 61ZM220 60H222V61H220ZM252 60H253V65L252 64H250L249 65V63H251L252 62ZM256 60V61H255ZM259 62H258V61ZM1 61H3V62H1ZM23 61V63L24 64H22L21 62ZM61 63V65H60V67L58 66L57 67V65L58 64H60L59 62ZM85 61H87L88 63H89V65H88V63L87 62H85ZM148 61H150V62H148ZM197 61H198V63H197ZM228 61V62H227ZM238 61V62H237ZM248 61H250V62H248ZM262 61V64L260 63ZM85 62V63H84ZM182 62V63H181ZM201 62H203V63H200ZM219 62H221V65L219 64ZM225 62V63H224ZM230 62H232V63H230ZM244 64H243V63ZM256 62V63H255ZM4 63H6V64H4ZM21 63V64H20ZM58 63V64H57ZM84 63V64H83ZM94 63V64H93ZM100 63V64H99ZM103 63H105V64H103ZM180 63V64H179ZM209 63V64H208ZM216 63L214 64V65H216ZM223 63V64H222ZM237 63H239V67L237 66L238 64ZM240 63H242V64H240ZM257 63H259V64H257ZM36 66H35V65ZM55 64H57V65H55ZM79 64V65H78ZM86 64H87V66H86ZM107 64H108V66H107ZM205 64V65H204ZM236 64V68H237V72L239 71V76L237 75V72H235V71H233V72H235V74L237 75H231L230 76V74L232 73L233 74V72L231 71L232 69H234V67H233V65H235ZM256 64V65H255ZM6 65H9V67L11 68H9L8 66H6ZM22 65V66H21ZM64 65V66H63ZM82 65V66H81ZM196 65H198V66H200V68L198 67V66H196ZM248 66L247 68H246V66ZM255 65V66H254ZM15 66V67H14ZM48 66H47V68H48ZM85 66V67H84ZM89 66V67H88ZM105 66V67H104ZM146 66V67H145ZM175 68H173V67ZM192 66H195L196 67V69H194V67H192ZM203 66V67H202ZM224 66V67H223ZM228 66V67H227ZM242 66V67H241ZM250 66V67H249ZM262 66V67H261ZM5 67V68H4ZM13 67H14V69H13ZM91 67V68H90ZM150 67V68H149ZM230 67V68H229ZM233 67V68H232ZM7 68H9L10 70H13V71H9ZM19 68V67H18ZM34 68H35V71H36V73H34ZM62 68H63V70H62ZM85 68V69H84ZM90 68V69H89ZM97 68V69H96ZM107 68L109 69L108 71H107ZM113 68V69H112ZM116 68V69H115ZM153 69V71H152V69ZM193 68V71H191V69ZM198 68L200 69V72L198 71H196V70H198ZM201 68L203 69V68H206L205 70H202L201 71ZM208 68V69H209ZM244 68V69H243ZM16 69L18 70V73H17V71H16ZM103 69V70H102ZM208 69H207V74H209L208 73ZM250 69H252V70H250ZM257 69H259V70H257ZM3 70V71H2ZM14 70H15V72H14ZM42 72H41V71ZM59 70H60V73H59ZM62 70V71H61ZM88 70V71H87ZM92 70V71H91ZM101 70V71H100ZM112 70V71H111ZM224 70V69H223ZM236 70V69H235ZM242 70V71H241ZM246 70H247V72H246ZM7 71V72H6ZM82 71V72H81ZM118 71V72H117ZM195 71V72H194ZM231 71V72H230ZM241 71V72H240ZM245 71V72H244ZM256 71V72H255ZM13 72H14V74H13ZM38 72V73H37ZM89 72H90V74H89ZM94 72V73H93ZM114 72V73H113ZM116 72V73H115ZM122 74H121V73ZM223 72V73H224ZM3 73V74H2ZM41 73V76L39 75ZM81 73V74H80ZM83 73V74H82ZM98 73V74H97ZM173 73V74H172ZM192 73V74H191ZM221 73V72H220ZM224 73V74H225ZM244 73V74H243ZM256 73V74H255ZM262 73V74H261ZM6 74V75H5ZM8 74V75H7ZM11 74H13V75H11ZM19 74V75H18ZM20 74H21V76H20ZM84 74H86V75H84ZM242 74V75H241ZM263 75V76H261V75ZM19 76V78H21L22 80H20V82H19V80H17V76ZM60 77H59V76ZM99 75V76H98ZM120 75V76H119ZM192 75V76H193ZM253 75V76H252ZM11 76H16V78H14V77H12V78H14V81H13V79L11 78ZM38 76V77H37ZM56 76V77H55ZM89 76H91L92 78H90ZM211 75H207V76H204V77H206L205 78V81L206 80H209V79H207V78H211L210 77ZM241 76V77H240ZM259 76V77H258ZM83 77V78H82ZM86 77H87V79H86ZM89 77V78H88ZM230 77H232V78H230ZM245 79H244V78ZM250 77V78H249ZM18 78V79H19ZM102 78V80H104V82L102 81V80H99V79H101ZM153 78V79H152ZM189 78V79H188ZM217 78V77H216ZM216 78L214 79V80H212L211 81V85H213L212 84V82H214V81H217L216 80ZM240 78V79H239ZM257 78H260V79H257ZM4 79V80H3ZM8 79V80H7ZM10 79V80H9ZM25 79H26V77H25ZM24 79V80H25ZM29 79H30V81H29ZM57 79H59V80H57ZM89 79V80H88ZM92 79V80H91ZM107 79V80H106ZM218 79V78H217ZM235 79H238L239 81H241V80H243L242 82H239L238 80H235ZM55 80H57V81H55ZM87 80V81H86ZM91 80V81H90ZM116 80V81H115ZM228 81V83H226V81ZM232 80V81H231ZM252 80H253V82H252ZM6 81H10V82H6ZM22 81V82H21ZM84 81V82H83ZM110 81V83H112L113 85V87H109L108 88V86L110 85L111 86V84H108V82ZM204 81V82H205ZM225 81V82H224ZM230 81V82H229ZM254 81L256 82L255 84H253L254 83ZM13 82H15L16 83V85H15V83H13ZM28 82H30V84H28ZM45 82H47V83H45ZM57 84H56V83ZM87 84H86V83ZM92 82V83H91ZM208 81H206V83L204 84V83H202V85H205V87H207V84H209L210 85V82L209 83H207ZM248 82V83H247ZM12 83V84H11ZM85 83V84H84ZM102 83V85H100ZM106 85H105V84ZM223 83H225V85H223ZM230 83H231V85H230ZM261 83V87L259 88V84ZM13 84L17 87V89H23L24 87V89H26V91H24V93L22 94V92H20V91H23V90H17L16 89V87H14L13 86ZM18 84V85H17ZM24 86H23V85ZM27 84V85H26ZM50 84H51V86H50ZM180 84V87H181V85H182V83L180 82L179 83ZM216 84H215V86H216ZM227 84H229V85H227ZM239 84V85H238ZM246 84V85H245ZM256 84H258L257 86H256ZM29 85V86H28ZM97 85L99 86V87H97ZM103 85H105L106 87H107V89H106V87L104 86L103 88H102V86ZM193 85H194V87H193ZM196 85H198L197 84V82L195 83V81L194 82H192L191 84H189V85H187V86H183V88H182V90L184 89V90H186V91H188V88L190 89L189 90V92H193V90H194V88H197L198 86H196ZM208 85V86H209ZM245 85V86H244ZM253 85H255V88L253 87ZM216 86V87H217ZM232 86H235V87H233L232 88ZM237 86H239V87H237ZM14 87V88H13ZM19 87V88H18ZM48 89V90H45L46 88ZM50 87V88H49ZM115 87V88H114ZM188 87V88H187ZM211 88H212V86H210ZM241 87V88H240ZM34 88V89H33ZM36 88V89H35ZM90 88V89H89ZM98 88V89H97ZM111 88V89H110ZM113 88V89H112ZM201 88H203V86H201ZM236 88H238L237 90H236ZM253 88H254V90H253ZM258 88V89H257ZM87 89V90H86ZM89 89V90H88ZM104 89V90H103ZM106 89V90H105ZM231 89H232V92H234L233 93V95H232V93H231ZM252 89V90H251ZM16 90V91H15ZM38 90H40V92H41V94H40V98H38L37 97V99L39 100H37V102H38V105H37V103H35V105H37V106H35L30 100L33 98L34 100H35V98H36V93H37V91ZM52 90V91H51ZM59 90V91H58ZM97 90V91H96ZM100 90V91H99ZM111 90V91H110ZM118 90V91H117ZM223 90V89H222ZM222 90H216V91H212V94H214V93H219V95L216 97V98H214L213 100H208L209 102H208V105L206 106L207 108H209V106H210V108H212L211 110H213L212 111V113H211V110H210V112H209V109H207L205 112H204V115L207 117L208 115H209V117H211L212 119H215L216 120V118H217V120H218V117H219V115H221V113L220 112H223V110H224V108H223V106H222V103L221 102H224L223 101V98H221V100H220V102H219V96H222V94H224L223 92H222ZM18 91V92H17ZM35 91H36V93H35ZM89 91H90V93H93V95L92 94H90L89 93ZM105 91H106V93H105ZM108 91V92H107ZM16 92L18 93L17 95H16ZM29 93L30 94V97L28 96H26V94L27 93ZM79 92H81V93H79ZM87 92H88V95L90 96V98H94V100L92 101V99H90L91 101H92V103H94V104H92L91 102H89L90 100H89V96L87 95ZM102 92H104V94H102ZM110 92H111V94H110ZM198 92H199V90H198ZM243 92V93H242ZM245 92H246V94H245ZM21 93V94H20ZM33 93V94H32ZM47 93V95H45ZM86 93V94H85ZM95 93V94H94ZM109 93V94H108ZM231 93V94H230ZM239 93V94H238ZM250 93V94H249ZM252 93V94H253ZM25 94V95H24ZM35 94V96H33ZM79 94V95H78ZM81 94V95H80ZM102 94V95H101ZM115 94V95H114ZM234 94H237L236 96H235V98L233 99V97H234ZM249 94V95H248ZM259 94H261V95H259ZM28 95V94H27ZM84 95V96H83ZM104 95V97H102ZM107 95V96H106ZM112 95V96H111ZM117 95V96H116ZM119 95V96H118ZM215 95V94H214ZM217 95V94H216ZM215 95V96H216ZM229 95V96H228ZM243 95V96H242ZM2 96H3V98H2ZM79 96V97H78ZM80 96H82L81 98H80ZM98 96H101L102 98V100L99 98H97ZM231 96H232V100H231ZM84 97V98H83ZM87 97V98H86ZM105 97H107V98H105ZM112 97H114L113 99H112ZM120 97V98H119ZM242 97V98H241ZM22 98V99H21ZM23 98H25L28 102H25L26 100L25 99H23ZM47 98V99H46ZM55 98V99H54ZM108 98H111L112 100H110V99H108ZM239 98V99H238ZM9 99H11V100H9ZM20 99H21V102L23 101V103H25L26 104V106H23L24 104L23 103H21L20 104ZM41 99H42V101H41ZM50 99V100H49ZM87 99V100H86ZM106 99V100H105ZM123 99H125L124 101L125 102H127V103H123L124 101H122ZM243 99H245V100H243ZM14 100V101H13ZM19 100V101H18ZM49 100V101H48ZM86 102H85V101ZM128 100V101H127ZM142 100V101H141ZM215 100L217 101L216 103H215ZM252 100V101H251ZM48 101V102H47ZM53 101V102H52ZM59 101V102H58ZM81 101H83V102H81ZM95 101V102H94ZM166 101V100H165ZM165 101H164V98H161V99H159L158 100V103L160 104V111L161 112H166V111H168L167 110V107H166V105H165ZM16 102V103H15ZM18 102V103H17ZM118 102V103H117ZM121 102V104H120V107L121 108H117L118 107V104ZM131 102V103H130ZM144 102V103H143ZM149 104H148V103ZM12 105H11V104ZM50 103V104H49ZM85 103H86V105H85ZM101 103V104H100ZM129 103L131 104L130 105V107H129V109H127L128 108V106H129ZM144 105H143V104ZM243 103V104H242ZM23 104V105H22ZM31 104V105H30ZM97 104V105H96ZM98 104H99V106H98ZM108 104V105H107ZM110 104H112L111 106H109ZM123 104V105H122ZM128 104V105H127ZM146 104V105H145ZM148 104V105H147ZM164 104V105H163ZM224 104V103H223ZM18 105V107H16ZM32 105H34L35 107H37L38 109H36V108H33L32 107ZM56 105V106H55ZM88 105V106H87ZM95 106V108H93V106ZM127 105V106H126ZM20 106H23V107H20ZM55 106V107H54ZM92 106V107H91ZM98 106V107H97ZM131 106H133V107H131ZM14 107H16V109H14ZM88 107V108H87ZM110 107V108H109ZM111 107H114V108H111ZM124 107V108H123ZM127 107V108H126ZM20 108V109H19ZM25 109L26 108V110H24V112L26 113V114H28V115H25V113L22 111L23 109ZM87 108V109H86ZM90 108H92L91 109V111H90ZM99 108V109H98ZM124 110H123V109ZM219 108H221V109H219ZM250 108H251V106H250ZM114 111V110H116V112H113V115H114V117L116 118V116H117V118H119V115H122L121 117H120V119H127L128 120V123L130 124H126V122L123 120V121H121L120 122V120L118 119V121H117V119L116 120H114V122H116L115 124L112 122H109L110 120H106L108 117V119H112V121H113V116L111 117V113L112 112H110V111H112V110ZM117 109H121V110H123L122 111V113L121 112H119V110H118V113H117ZM129 110V112L127 111V110ZM30 110V111H29ZM44 110V111H43ZM102 110H104V111H102ZM218 112H217V111ZM221 110V111H220ZM254 110V109H253ZM253 110L251 109L250 111H251V113L252 114H254V112H253ZM16 111V112H15ZM23 113H22V112ZM99 111V112H98ZM107 111V112H106ZM125 111V112H124ZM127 111V112H126ZM40 112V113H39ZM58 112H61L60 114L58 113ZM39 113V114H38ZM54 113V114H53ZM63 113V114H62ZM103 113H105L104 115H103ZM121 113V114H120ZM123 113H124V115L126 116H124L123 115ZM207 113V114H206ZM210 113H211V115H210ZM218 113V114H217ZM24 114V115H23ZM36 115V119H34L32 116L33 115ZM100 114V115H99ZM117 114V115H116ZM19 115V116H18ZM40 115H42V116H40ZM50 115V116H49ZM60 115H61V117H60ZM89 115V116H88ZM95 115V116H94ZM107 115V116H106ZM135 115V116H134ZM174 115H175V113H174ZM54 116V117H53ZM55 116H56V118H57V120H56V118H55ZM99 116H100V118H99ZM105 116L107 117L106 119H105ZM128 116H130L133 120H131V118L130 117H128ZM216 116H218V117H216ZM30 117L31 118H33V119H30ZM39 117H41V118H39ZM135 117V118H134ZM216 117V118H215ZM55 118V119H54ZM13 119H14V121H13ZM40 119H42V120H40ZM65 119V120H64ZM91 119V120H90ZM102 119V120H101ZM135 119V120H134ZM136 119H137V121H136ZM26 121V122H25ZM37 123H35V122ZM51 121H53V122H51ZM65 121V122H64ZM57 122V123H56ZM63 123V124H62ZM96 123V124H95ZM109 123V124H108ZM120 123V124H119ZM121 123H123V124H121ZM125 123V124H124ZM30 124V125H29ZM61 124V125H60ZM90 124V125H89ZM112 124H114L115 126H113L114 128L113 129H115V131H116V129L118 130V129H122V130H120L121 132V134L119 133V134H117V135H115L117 132H113V130H112V132H113V134H112V132L110 131L111 130V126L110 125H112ZM118 124L120 125V126H122L121 128H119V126H118ZM160 126L164 129L166 126V128L165 129H167V128H175L174 129V136H176V134L178 133V131L179 130H176V125L175 124H171V123H164L163 121H160ZM168 124H169V126H168ZM40 127H39V126ZM59 126V127H57V128H55V126ZM105 125V126H104ZM108 125V126H107ZM30 126H33V129H34V134H35V137H34V140H33V142H32V144L30 143V145L29 146H27V144H25L24 146L22 145V142H23V140H22V138H24L25 137V132H23V129H27L28 127H30ZM52 126V127H51ZM104 126V127H103ZM173 126V127H172ZM11 127H13L14 129H12V131L13 132H9V129L11 128ZM35 127H37V128H35ZM42 128V129H39V128ZM50 127V128H49ZM55 129H54V128ZM104 129H103V128ZM108 127V128H107ZM111 127V128H110ZM131 127V128H130ZM60 128V129H59ZM110 128V129H109ZM140 128V129H139ZM38 129V130H37ZM54 129V130H53ZM102 129V130H101ZM126 129V130H125ZM139 129V130H138ZM164 129V130H165ZM59 130V131H58ZM104 130V131H103ZM103 131V132H102ZM106 131H110V132H106ZM45 133V136H44V133ZM47 132V133H46ZM55 132V133H54ZM64 132H66V133H64ZM102 132V133H101ZM106 132V133H105ZM130 132L132 133V134H130ZM180 132V131H179ZM10 133H12V136H11V134ZM122 133H123V135H122ZM67 134V136L65 137V135ZM97 135L96 137H95V135ZM58 135V136H57ZM107 135V136H106ZM108 135L110 136V137H108ZM114 137H113V136ZM124 136V137H121V139H124L123 141H126L125 143H123L122 145H120L121 143H119L117 140H118V137H120V136ZM128 135V136H127ZM129 135H131L132 136V138L134 139H131V136H130V138H129ZM41 136V137H40ZM106 136V137H105ZM116 136V137H115ZM127 136V137H126ZM44 137H45V139H44ZM49 137V138H48ZM102 137V138H101ZM112 137V138H111ZM126 137V138H125ZM62 138V139H61ZM109 138H111L112 140H109ZM127 138H129V139H127ZM141 138V139H140ZM4 140V141H6V145L3 147L2 146V143H1V140ZM8 139H9V141H8ZM44 139V140H43ZM60 139V140H59ZM95 139V140H94ZM105 139V140H104ZM116 141H115V140ZM52 142H51V141ZM93 140H94V142H93ZM106 140H109V141H106ZM127 140H130V142H132V144L135 146H133L132 144H130V145H128V141ZM131 140H133V141H131ZM49 141V142H48ZM91 141V142H90ZM97 141H100L99 143L97 142ZM113 141H115L114 142V145H113ZM119 141H121L120 139H119ZM55 142H57V143H55ZM96 142H97V144H99V145H95L96 144ZM109 142H111V143H109ZM129 142V143H130ZM142 142V143H141ZM43 143H45V144H43ZM50 143V144H49ZM54 145V146H56L55 148H54V146L52 145V144ZM58 143H60V144H58ZM100 143H101V146H100ZM103 143V144H102ZM119 143V144H118ZM20 144V145H19ZM62 144V145H61ZM108 144V145H107ZM128 145L127 147L125 146H123V145ZM22 145V146H21ZM51 145V146H50ZM61 145V146H60ZM93 145H94V148H92L93 147ZM112 145V146H111ZM119 145V147H117V146ZM19 146H21L20 148H19ZM36 146V147H35ZM41 146H43L42 148H41ZM46 146V147H45ZM92 146V147H91ZM97 146L102 150H99L98 151V149L99 148H97ZM106 146H109V147H106ZM115 148H114V147ZM121 146V147H120ZM129 146H131V147H129ZM132 146H133V148L135 149H133L132 148ZM45 147V150H43V148ZM106 147V148H105ZM111 147V148H110ZM33 148V149H32ZM47 148V149H46ZM50 148H54V149H56V151H55V155L53 154L52 156L50 155L52 152H54L52 149H50ZM65 148H67L66 150H65ZM120 148V149H119ZM127 149L128 150V152H127V150L125 151V149ZM30 149V150H29ZM50 149V151H48ZM83 149V150H82ZM105 149H107L109 152H107V150H106V152H105ZM117 149V150H116ZM121 149H124L123 151H125V152H127L129 155L130 154H132V155H130V156H132V158H128V157H130V156H127L126 154V156L125 155H122L121 156V154H122V150ZM39 150V151H38ZM47 150V151H46ZM78 150V151H77ZM116 150V151H115ZM182 150H186V147H185V144H183V146H182ZM34 151V152H33ZM44 151V152H43ZM49 152V156H50V159L52 160L54 157H57V160L54 162V160H50L51 162H49V160H47V157H48V155L46 154V152ZM120 151V152H119ZM134 151H136L137 153H138V156H137V154H136V152H134ZM23 152H24V154H23ZM27 154H26V153ZM102 152H105L103 155H102ZM113 152V153H112ZM115 152V153H114ZM116 152H119V154H120V156H121V159L123 158V157H127L128 158V160L130 161V162H128V160H127V162L126 163H129L128 165H126L127 167H128V172L126 171V170H123L122 169V167L124 168V169H126V167H124L125 165V161H126V158H123L125 161L124 162H122V160L119 162V160H117V158H119L118 157V153H116ZM125 152H123V153H125ZM56 153H58V155L56 154ZM109 153V154H108ZM45 154L47 155V156H45ZM97 154V155H96ZM108 154V155H107ZM110 154H111V156H110ZM114 154V155H113ZM160 154H161V156H160ZM25 155V156H24ZM28 155V157L26 158V156ZM74 155V156H73ZM134 155V156H133ZM139 155H141V156H139ZM159 155V156H158ZM54 156V157H53ZM96 156H97V158H96ZM109 156V157H108ZM114 156V157H113ZM153 156V157H152ZM25 157V158H24ZM53 157V158H52ZM117 157V158H116ZM155 157H157V158H155ZM49 158V157H48ZM61 158V160H59ZM84 158V159H83ZM143 158H145L146 160H147V162H149L150 161V163L151 164H153V165H149L148 166V168H147V165H145L144 167H145V169H144V167H141V164H143L144 163V161H146V160H144ZM107 159V160H106ZM109 159V160H108ZM131 159V160H130ZM134 159H136L135 161H134ZM168 159V160H167ZM189 159H191V157L189 158ZM46 160V161H45ZM117 160V165H118V162H119V166H118V168L120 167V164H121V166H122V164H123V166L122 167H120L118 170H116L115 169V167H116V162L115 161ZM161 160H163V161H161ZM100 161V162H99ZM112 161V162H111ZM132 161V162H131ZM141 161H143V162H141ZM161 161V162H160ZM165 161V162H164ZM52 162L53 163H55V164H52ZM106 162V163H105ZM51 163V164H50ZM56 163H58L57 165H56ZM76 163V164H75ZM100 163H101V165H100ZM113 163V164H112ZM136 163H137V165H136ZM179 162H178V160H177V164H178ZM77 164L79 165V166H77ZM139 164V165H138ZM52 165V166H51ZM56 165V166H55ZM75 165H76V167H75ZM97 165V166H96ZM104 165V166H103ZM110 165H111V167H110ZM113 165V166H112ZM130 165V166H131ZM189 165H191V163L189 164ZM207 165V163L206 164H204L200 169H203V168H205V166ZM231 165H232V163H231ZM231 165L229 164V165H227V164H223V168L225 169V170H227V171H229L227 168H232L231 167ZM107 166H108V168H107ZM115 166V167H114ZM131 166V167H132ZM227 166V167H226ZM189 167H191V166H189ZM237 167V166H236ZM235 167V168H236ZM82 168V169H81ZM101 168H102V170H101ZM147 168V169H146ZM235 168L233 169L232 168V170H230L231 172H235L236 170H235ZM87 169H88V171H87ZM116 170V172H118L117 174L118 175H116L115 173L116 172H114V174L113 173H111V172H113V171H111V170ZM135 169V170H136ZM123 170V171H122ZM110 172L111 173V175H112V179L113 180H111L109 177L111 176L108 172ZM229 171V172H230ZM87 172H88V174H87ZM103 172V173H102ZM108 173L107 175H103L104 173ZM120 172H122V174L123 175H125V177L120 173ZM127 172V173H126ZM134 172H138V171H134ZM133 172V173H134ZM23 171H19L17 174H16V176L14 177V180H16V181H21V180H23L24 179V177H23ZM35 174L34 175H36L37 174V170H36V172H34ZM62 173V172H61ZM81 173H82V175H81ZM102 173V174H101ZM105 173V174H106ZM132 172H130V174H131ZM236 173V175L238 176V171H236L235 172ZM84 174L85 175H87V176H84ZM110 175V176H109ZM115 175H116V177H115ZM121 176V178L119 179V177ZM91 177V179H87V177ZM103 177V179H102V177ZM106 176H109V177H106ZM113 176H114V178H113ZM99 177V178H98ZM101 177V178H100ZM118 177V178H117ZM123 177V178H122ZM107 178H109L108 179V182H107V180L105 181V179H107ZM116 178V180L117 179H119L118 181H119V183L120 182H125L124 184H116V185H114L115 184V182H116V180H115V182H112V181H114V179ZM2 179V176H0V180ZM31 179H33V178H31ZM99 179H101V181H99ZM90 181H91V184H90ZM105 182V183H104ZM109 182H111L110 184H109ZM117 183V182H116ZM112 184V185H111ZM89 185V186H88ZM91 185V186H90ZM125 185V186H124ZM99 186H101V187H99ZM107 186V187H106ZM116 186V187H115ZM125 188H124V187ZM97 187H99L100 189H98ZM107 188L104 192L106 193H104L103 194V188ZM111 187H112V189H111ZM118 188V191H116V189L114 190V188ZM123 187V188H122ZM101 188H102V190H101ZM121 189V190H120ZM101 190V192H99ZM107 190H108V192H107ZM111 190V191H110ZM113 191V192H112ZM115 191V192H114ZM119 191H121L123 194H122V196L120 197V194H121V192L119 193ZM110 192H112V193H110ZM100 193V194H99ZM110 193V194H109ZM117 193V194H116ZM111 195V196H108L110 199H111V201H108V197H106V195ZM114 194V195H113ZM98 198H97V197ZM101 196V197H100ZM113 196L114 197H117V198H119L118 200L116 199V200H114L115 198H113ZM125 197V199H123L124 197ZM102 197H106V198H108L107 200H105L104 198H103V201L101 200V198ZM88 199V200H89ZM109 199V200H110ZM89 200V201H90ZM96 200L98 201L99 200V202H101V204H100V207L101 206H103L104 204H103V202L105 203V201H106V203L107 204H109V203H111L112 202V204L114 203V201H120V202H115V204H113V205H115V206H118V207H114V206H112V204L109 206V205H107V210L109 211V212H112L111 214L110 213H108L107 212V210H104V213H107V214H104L103 213V209H106V208H104L105 206H106V203H105V205L103 206V208L101 209V211H100V209H98V207H99V202H96ZM125 200H127L126 202H125ZM90 201V202H91ZM121 202H122V204H121ZM126 203L125 205L123 204V203ZM98 203V204H97ZM120 203V204H119ZM118 204V205H117ZM249 204V203H248ZM124 205V206H123ZM0 206H3L4 208H6V209H8V206H7V203L5 202V201H3L2 202V205L0 204ZM113 207V208H112ZM118 208V209H117ZM239 208L242 210V206L240 207L239 206ZM112 209H114V210H112ZM123 209V210H122ZM95 210V211H94ZM122 210V211H121ZM243 211V210H242ZM102 212V213H101ZM114 212V213H113ZM121 212V213H120ZM125 212V213H124ZM104 214V215H103ZM103 215V216H102ZM95 216V217H94ZM117 216H119V215H117V214H115L113 217L112 216H110L111 217V219L113 218L114 219V217L116 218V219H114V220H121L122 218H123V216H120V217H122L121 219H120V217H118L117 218ZM105 218V217H104ZM110 219V218H109ZM124 219V218H123ZM121 221H124V220H121ZM16 226L20 229V230H22L21 229V225L20 224H18V223H16ZM120 225H118V227H119ZM199 226V225H198ZM198 226H192L193 228H192V231L194 232V234H195V236L197 237V238H202V239H204V240H206V241H210L211 242V244H214L215 243V241H216V239L214 238V236L213 235H210V234H207L206 232H200V229H199V227ZM101 227V228H100ZM259 228H261V226H259ZM102 230V232H100ZM248 230L249 229H247L246 228V226L242 223L240 226H239V229H238V237H237V239H236V241H237V249L235 248V250H236V259L234 258V260H232L231 258L230 259H228V261H227V264H264V260H260L261 259V257L259 258L258 256H256V252L255 253H253V255H252V253H250V251L248 250V249H246L245 250V248H246V245L247 244H249L250 243V241L252 240V238L254 237H252L249 233H248ZM262 230H264V227H263V229ZM123 231V232H122ZM121 232L124 234V229L122 230ZM117 232H119V231H117ZM120 233V232H119ZM118 233V234H119ZM122 233H120V237H123L124 235L122 234ZM203 233V234H202ZM117 234V233H116ZM118 234H117V236H118ZM123 236H122V235ZM206 234V235H205ZM181 235V233H179L178 234V236H180ZM183 236V237H182ZM179 239H177L178 241H177V243L176 244H178V242H180L178 245V254L180 253L179 251H181L183 254H179L178 255V257H179V259H181V260H183L184 262L186 261V255L188 254L187 252V250L188 249H186L187 247H189L190 245H193L194 244V242L192 241V239H188L187 238V240H186V243H187V245L188 246H186V243H185V245L183 244H181V241H179L180 239H184L185 237H184V235H182ZM119 237V238H120ZM252 237V238H251ZM103 238V237H102ZM208 238V239H207ZM154 239V238H153ZM119 240L120 239H117V237L115 236V238H114V240L113 241H106L105 242V249H106V251H111L110 249L112 248V246H113V250H117V248H115V247H118V242H119ZM184 240V241H185ZM103 241V240H102ZM113 243H115L114 245L112 244V246H111V244ZM182 243H183V241H182ZM195 245V244H194ZM193 245V246H194ZM110 246H111V248H110ZM183 246V247H182ZM182 247V248H181ZM185 247V248H184ZM184 248V252L182 251V249ZM195 248V247H194ZM193 248V250H190V254H191V258H192V256L195 254V258H198V257H200V255H197L196 253H193V251L195 250ZM186 249V250H185ZM190 249V248H189ZM263 251H262V250ZM260 250L264 253V247H262ZM186 251V252H185ZM192 251V252H191ZM195 252H196V250H195ZM197 255V256H196ZM169 257V256H168ZM176 257V256H175ZM175 257H172L173 259L175 258ZM194 258V257H193ZM217 259H221V256L220 255H217V257H216ZM152 260H151V264L153 263V264H168L167 263V261L170 263V261L171 260H173V259H171V258H167V255H166V257H164V256H162V257H158V258H151ZM154 259V260H153ZM165 259V260H164ZM165 261V263H163L164 261ZM175 260H176V258H175ZM190 260V259H189ZM260 260V261H259ZM159 261V262H158ZM177 261V260H176Z\"/></svg>", "mask_w": 264, "mask_h": 264}]
</instances>
